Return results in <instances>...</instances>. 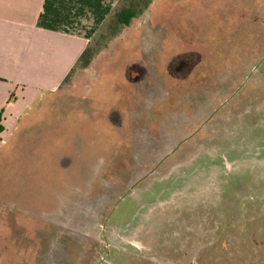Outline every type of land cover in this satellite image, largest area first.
Segmentation results:
<instances>
[{"label":"rangeland","instance_id":"1","mask_svg":"<svg viewBox=\"0 0 264 264\" xmlns=\"http://www.w3.org/2000/svg\"><path fill=\"white\" fill-rule=\"evenodd\" d=\"M82 55L0 140V264H264V0H120Z\"/></svg>","mask_w":264,"mask_h":264},{"label":"crops","instance_id":"2","mask_svg":"<svg viewBox=\"0 0 264 264\" xmlns=\"http://www.w3.org/2000/svg\"><path fill=\"white\" fill-rule=\"evenodd\" d=\"M119 1L0 0L2 142L36 95L60 89Z\"/></svg>","mask_w":264,"mask_h":264},{"label":"trees","instance_id":"3","mask_svg":"<svg viewBox=\"0 0 264 264\" xmlns=\"http://www.w3.org/2000/svg\"><path fill=\"white\" fill-rule=\"evenodd\" d=\"M135 7H124L120 9L116 14L118 20L121 24L128 25L131 20L136 16V12L134 10ZM84 55H82L83 57ZM81 57V60H82ZM80 60V61H81ZM3 111H0V134L5 130V125L3 123Z\"/></svg>","mask_w":264,"mask_h":264}]
</instances>
